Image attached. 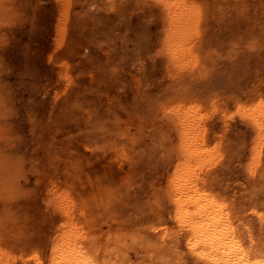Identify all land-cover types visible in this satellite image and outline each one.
Returning <instances> with one entry per match:
<instances>
[{
	"label": "rangeland",
	"instance_id": "rangeland-1",
	"mask_svg": "<svg viewBox=\"0 0 264 264\" xmlns=\"http://www.w3.org/2000/svg\"><path fill=\"white\" fill-rule=\"evenodd\" d=\"M204 194L264 259V0H0V264H203Z\"/></svg>",
	"mask_w": 264,
	"mask_h": 264
},
{
	"label": "bare ground",
	"instance_id": "bare-ground-1",
	"mask_svg": "<svg viewBox=\"0 0 264 264\" xmlns=\"http://www.w3.org/2000/svg\"><path fill=\"white\" fill-rule=\"evenodd\" d=\"M194 186L184 189L194 190L199 199H202L198 188L191 189ZM204 200L205 202L198 204L195 216L189 210L179 209L177 212L179 221L190 230L187 241L189 250L203 264H264V259L259 258L260 253L252 254L251 248L245 249L241 242L242 236L225 226L224 216L216 208L215 200L207 194H204ZM77 262L90 264L86 259Z\"/></svg>",
	"mask_w": 264,
	"mask_h": 264
}]
</instances>
